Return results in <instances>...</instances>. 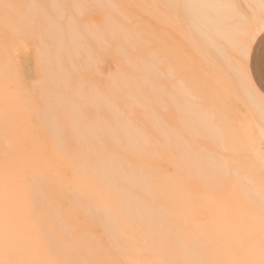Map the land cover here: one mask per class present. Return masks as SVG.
<instances>
[{
	"label": "bare ground",
	"instance_id": "obj_1",
	"mask_svg": "<svg viewBox=\"0 0 264 264\" xmlns=\"http://www.w3.org/2000/svg\"><path fill=\"white\" fill-rule=\"evenodd\" d=\"M179 1L194 68L221 61L231 73L212 77L218 106L233 109L237 86L264 130V96L247 67L264 31V0ZM95 4L0 0V264H262V165L172 171V159L158 156L152 30L138 26L139 15H98ZM21 52L31 54L32 85ZM189 98L195 137L221 142L234 126L212 122L204 99ZM202 159L187 168H204ZM239 167L255 169L237 177Z\"/></svg>",
	"mask_w": 264,
	"mask_h": 264
},
{
	"label": "rangeland",
	"instance_id": "obj_2",
	"mask_svg": "<svg viewBox=\"0 0 264 264\" xmlns=\"http://www.w3.org/2000/svg\"><path fill=\"white\" fill-rule=\"evenodd\" d=\"M105 1L96 0L94 11L98 15L106 12H126L129 15H139L142 23L138 26L142 27L147 33L148 29L152 30L153 49L156 53L155 67L157 70L154 84L157 95L156 116L158 129L156 139L158 141V156L160 158L170 157L173 162L172 171L175 173L209 174L219 172L209 167L211 162L228 164L232 160L235 167L231 168L234 170L236 168L235 163L239 164L238 161H235L238 159L243 164L244 162L245 164L248 162L258 163L262 165L260 169L251 168V170L246 167V170L252 172L255 169L256 172L258 171L256 178L264 183V137L261 136L264 130L258 120L259 115L252 111L247 99L242 96V92L237 86H235L236 99L232 101L233 109L229 108L228 111H225V109L218 106L220 96L217 92L212 95V77L215 80L217 76V78L228 76L229 79L231 73L224 68L225 66L221 61L214 62L211 66L204 64L200 67L197 65L194 68L192 65L194 41L192 31L187 26L188 20L184 14L186 10L182 2L179 0H151V5L150 0ZM233 1L237 4H243L245 0ZM107 4H113L116 7L106 9L105 5ZM181 8L183 9L182 12L179 10ZM94 17L95 20L100 19L96 15ZM125 25L128 27L137 26L134 21ZM234 51L235 49L230 48L228 54L242 68L241 58ZM19 61L25 84L32 85L36 81V74L32 67L31 54L21 52ZM110 66L109 60L99 64L102 73H106ZM194 94L204 99L202 102L204 113L208 117H214L212 122H218V125L224 127H235L229 128V134L221 142H211L214 137L211 139L206 133L202 137H195L197 133L196 130H193L192 110L189 107L191 103L189 95L193 96ZM180 108H184L183 114ZM205 120L208 124L209 120ZM187 125H190L191 132L189 131V133H187V130H189ZM195 148H199L198 152L194 151ZM196 156L203 158L202 161L198 160L197 163L205 165L208 163V165L202 169L187 168V165L190 166L194 163L193 159ZM211 157L215 158L211 159ZM243 164L238 166L241 165L242 167ZM241 169L242 172H236L235 176L244 175L245 169L244 171ZM250 172L245 171V174ZM228 173L230 174V172ZM226 188H230V184ZM196 241L197 238L192 236L191 242ZM238 242L241 241L232 244L235 245ZM215 243H217L215 240H213V243L209 241L207 244L211 246L205 249L210 250ZM238 249L239 247H232L234 251H239Z\"/></svg>",
	"mask_w": 264,
	"mask_h": 264
},
{
	"label": "crops",
	"instance_id": "obj_3",
	"mask_svg": "<svg viewBox=\"0 0 264 264\" xmlns=\"http://www.w3.org/2000/svg\"><path fill=\"white\" fill-rule=\"evenodd\" d=\"M247 67L253 84L264 96V31L257 36L252 44Z\"/></svg>",
	"mask_w": 264,
	"mask_h": 264
},
{
	"label": "snow or ice",
	"instance_id": "obj_4",
	"mask_svg": "<svg viewBox=\"0 0 264 264\" xmlns=\"http://www.w3.org/2000/svg\"><path fill=\"white\" fill-rule=\"evenodd\" d=\"M262 264H264V262H262Z\"/></svg>",
	"mask_w": 264,
	"mask_h": 264
}]
</instances>
